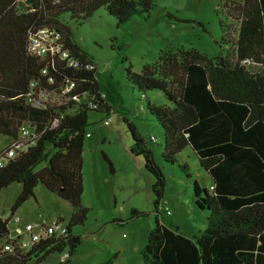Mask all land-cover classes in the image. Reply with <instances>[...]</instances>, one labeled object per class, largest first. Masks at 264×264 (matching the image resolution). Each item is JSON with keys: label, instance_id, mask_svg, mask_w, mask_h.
Segmentation results:
<instances>
[{"label": "trees", "instance_id": "obj_1", "mask_svg": "<svg viewBox=\"0 0 264 264\" xmlns=\"http://www.w3.org/2000/svg\"><path fill=\"white\" fill-rule=\"evenodd\" d=\"M154 5L155 0H0V135L12 143L24 124L33 131L24 148L0 166V192L15 182L22 185L11 216L34 196L39 183L71 205L64 235L43 238L28 250L15 245L12 251H0V264H71L82 240L72 226L83 225L90 210L83 202L89 111L107 116L112 107L100 89L97 63L73 40L63 13L83 21L103 7L122 24L135 15L148 17ZM219 12L226 19L220 21L222 39L215 42L222 51L216 55L181 47L163 51L140 73L127 69L134 87L157 90L171 102H148L149 113L164 131L165 161L175 162L190 146L213 179L210 189L198 181L194 186L195 204L210 211L203 218L205 229L192 235L163 224L158 215L166 178L150 146L157 138L143 137L123 117L133 140L131 152L143 157L154 176L158 214L140 251L144 264H264V0H223ZM42 27L60 31L67 58L30 51L29 32ZM67 84H74L68 95L77 94L80 100L61 94ZM39 88L51 92L45 107L33 101ZM85 93L96 107L87 104ZM147 215L132 209L129 218ZM9 221L0 215V242L10 240ZM66 251V260L47 262Z\"/></svg>", "mask_w": 264, "mask_h": 264}, {"label": "rangeland", "instance_id": "obj_2", "mask_svg": "<svg viewBox=\"0 0 264 264\" xmlns=\"http://www.w3.org/2000/svg\"><path fill=\"white\" fill-rule=\"evenodd\" d=\"M221 1L155 0L148 17L135 15L122 24L103 7L83 21L73 18L69 12L63 13L62 19L69 25L73 40L97 63L100 89L112 107L107 116L102 111H89L87 131L91 137H86L83 156L87 180L85 199L91 208L83 225L72 226L74 234L80 235L82 240L71 264H104L124 244L130 248L114 264H144L131 241L137 240L143 248L148 232L143 233L140 226L147 222L155 226L158 213L155 214L152 192L154 176L145 168L142 156L132 154L141 160V169L135 165L137 159L132 160L133 140L123 117L133 121L143 137L153 135L157 138L150 146L166 178L161 204L168 205L171 211L167 214L163 208L159 220L171 225L173 217L180 216L182 226L179 229L184 234L191 233L187 231L195 226L192 235L206 228L203 218L210 211L195 204L194 186L198 181L210 189L213 179L190 146L177 155L175 162L165 161L164 131L156 117L149 113L148 102L161 105H171V102L157 90L143 92L134 87L128 80L127 69L131 67L140 73L145 64L154 62L169 49L195 48L210 56L222 51L215 42L222 39L220 21L226 19L219 12ZM169 13L175 17L171 18ZM108 116L112 117V122L106 126L104 120ZM7 141V136L0 135V150ZM104 155L112 162L113 170ZM21 188L22 185L15 182L0 192V214L10 217V235L25 228L28 222L39 228L53 223L60 215L65 217L62 222L68 225L71 205L42 183L35 187L34 196L19 207V212L11 216L12 205ZM123 203L126 209L131 204L136 205L148 215L130 219L131 210L120 209ZM115 214L126 218L122 222L124 227L118 223L120 221L113 220ZM61 256V253L53 254L47 262H57Z\"/></svg>", "mask_w": 264, "mask_h": 264}, {"label": "built area", "instance_id": "obj_3", "mask_svg": "<svg viewBox=\"0 0 264 264\" xmlns=\"http://www.w3.org/2000/svg\"><path fill=\"white\" fill-rule=\"evenodd\" d=\"M62 35L59 30L53 27H42L40 29L29 32V49L37 55H44L47 52L53 54H60L61 58H67L68 52L63 49L61 44ZM71 64L75 62L69 59ZM92 66L90 65L89 68ZM74 89V84H67L63 87L61 94L66 95L67 98H73L74 100H80L77 94L68 95L71 90ZM33 101L38 107H45L51 97V92L45 88H39L33 93ZM83 98L86 100L90 107H96L92 99L89 98L87 93L84 94ZM111 123V118H106L104 121L105 125ZM33 131L27 125L24 124L21 128L20 138L17 141L10 143L9 147L4 151V156L0 157V166L3 165L5 158L15 156L18 150L24 148V139H30L32 137ZM89 136V134H87ZM152 139H154L152 137ZM33 143V141H31ZM170 213V211H168ZM67 232V225L64 224L58 217L51 224L41 225L37 228L36 225L32 223H27L25 228L18 229L15 235H10V240H5L0 242V251H12L15 245H19L20 248L30 249L36 245L41 239L47 238L48 236L56 235L62 236ZM68 258V252H64L61 256V260L64 261Z\"/></svg>", "mask_w": 264, "mask_h": 264}, {"label": "crops", "instance_id": "obj_4", "mask_svg": "<svg viewBox=\"0 0 264 264\" xmlns=\"http://www.w3.org/2000/svg\"><path fill=\"white\" fill-rule=\"evenodd\" d=\"M223 1V0H222ZM222 1H221V3H222ZM112 122V121H111ZM111 124V123H110ZM106 126H109V125H106ZM87 137H91V135L89 134V136H87ZM11 143V139H9V137H8V141H7V143L4 145L5 147H7L9 144ZM5 147H3V148H5ZM133 153L131 152V156L133 157L132 158V160L134 161L135 159H137V162H135V165L137 166V168H139V169H141L142 168V166H141V160H139V157H135V156H133L132 155ZM84 161H85V159H84ZM83 171H84V166H83ZM86 191H87V180H86V175H85V171H84V192H83V202H84V204L90 209L91 208V205H90V203L85 199V196H86ZM116 203H117V199H116V201H115ZM170 207V206H169ZM186 207H188L189 208V206L187 205ZM163 208H165V210H169L170 211V209L168 208V205H164L163 204ZM116 209H117V207H116ZM121 211H126L127 210V212H130V210H132V209H138V210H140L139 209V207H137L136 205H129L128 207H127V209H126V204L125 203H123L122 204V206H121ZM192 210V209H191ZM190 210V211H191ZM167 211H166V213H167ZM192 211H194V210H192ZM17 212H19L18 210H17ZM17 212H16V214H17ZM171 212V211H170ZM70 214H71V212H70ZM168 214V213H167ZM171 214V213H170ZM1 215V214H0ZM115 217L113 218V220H118V221H120V222H118V223H120V225H123V227H124V223H122V222H124L125 220H126V218L124 219L122 216H120L119 214H115L114 215ZM4 217V216H3ZM60 218L62 219V220H64L65 219V217L64 216H62V215H60ZM179 219H181L180 218V216H175V217H173V219L171 220V224H175V225H177V226H182V223H181V221L179 220ZM113 222V221H112ZM163 224H165L163 221H161ZM29 223V222H28ZM105 223H107V222H105ZM166 225V224H165ZM153 222H147L146 223V225H144V226H140L141 227V231L144 233L145 232V234H146V232H148V234H149V232L151 231V229L153 228ZM195 230H196V226L193 228H191V231H187V232H191V233H189V234H192V232H195ZM148 234H147V237H148ZM132 242V247H133V249L134 250H136V251H138L139 253H140V251H141V249L142 248H140V243H138L137 242V240H133V241H131ZM146 245V244H145ZM144 245V246H145ZM130 248V246H128V247H125V244L123 245V247H120V250L119 251H114V259H113V263L112 264H114V262H115V260H117V259H119L120 257H121V255L124 253V252H126L128 249ZM76 253V252H75ZM75 253L73 254V256L75 255ZM110 258H112V257H109V259ZM71 263H72V258H71Z\"/></svg>", "mask_w": 264, "mask_h": 264}]
</instances>
